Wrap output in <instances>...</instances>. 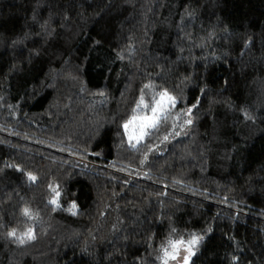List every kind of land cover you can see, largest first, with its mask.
<instances>
[{"label": "trees", "instance_id": "trees-1", "mask_svg": "<svg viewBox=\"0 0 264 264\" xmlns=\"http://www.w3.org/2000/svg\"><path fill=\"white\" fill-rule=\"evenodd\" d=\"M193 234L190 264H264V0H0V264H162Z\"/></svg>", "mask_w": 264, "mask_h": 264}, {"label": "snow or ice", "instance_id": "snow-or-ice-1", "mask_svg": "<svg viewBox=\"0 0 264 264\" xmlns=\"http://www.w3.org/2000/svg\"><path fill=\"white\" fill-rule=\"evenodd\" d=\"M145 88L152 89L153 85L147 84ZM159 98L154 97L153 103L149 105L146 103L144 96L140 97L139 103L137 104L138 110H150L151 115H134L131 120L123 125L124 129L129 134L130 140H135L136 143H140L146 136L151 135V131L159 128L162 121H166L168 114L171 108H174L177 101L175 97L171 96L167 91H162L158 94ZM191 109H188L185 115L190 116ZM187 124H191L192 120L188 119L185 121ZM167 139V137H165ZM135 146V145H133ZM28 178L35 182L36 177L31 173L28 174ZM51 191L55 194V198L49 201L50 204L60 207L58 198L60 192L58 186H49ZM76 208V205L73 204L69 211H72ZM22 214L29 218H35L30 208L25 207L22 210ZM73 214L75 212L73 211ZM174 231V230H173ZM9 236L16 238L21 244L25 243V240L35 239V235L32 229H28L22 235H17L15 229H13ZM203 237L193 234L190 239L185 241L184 239L179 240H169L167 247H162V255L159 259L162 261V264H169L170 261H175L176 264H190L191 258L196 255L194 249L200 244ZM185 253L181 257V251Z\"/></svg>", "mask_w": 264, "mask_h": 264}, {"label": "rangeland", "instance_id": "rangeland-1", "mask_svg": "<svg viewBox=\"0 0 264 264\" xmlns=\"http://www.w3.org/2000/svg\"><path fill=\"white\" fill-rule=\"evenodd\" d=\"M148 115H151V113H149ZM126 133H127L128 139H129V134H128L127 131H126ZM129 141H130L132 144H137L135 140H130V139H129ZM184 254H185V253H184L183 250H182V251H181V257H182ZM169 264H176V262H175V261H170Z\"/></svg>", "mask_w": 264, "mask_h": 264}]
</instances>
